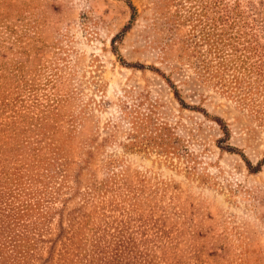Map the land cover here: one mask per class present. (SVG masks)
I'll return each instance as SVG.
<instances>
[{
    "label": "rangeland",
    "instance_id": "obj_1",
    "mask_svg": "<svg viewBox=\"0 0 264 264\" xmlns=\"http://www.w3.org/2000/svg\"><path fill=\"white\" fill-rule=\"evenodd\" d=\"M0 264H264V0H0Z\"/></svg>",
    "mask_w": 264,
    "mask_h": 264
},
{
    "label": "trees",
    "instance_id": "obj_2",
    "mask_svg": "<svg viewBox=\"0 0 264 264\" xmlns=\"http://www.w3.org/2000/svg\"><path fill=\"white\" fill-rule=\"evenodd\" d=\"M126 4L130 7V8H132L133 9V7L130 5V3L129 2H126Z\"/></svg>",
    "mask_w": 264,
    "mask_h": 264
}]
</instances>
